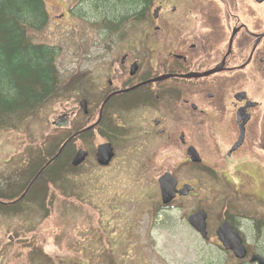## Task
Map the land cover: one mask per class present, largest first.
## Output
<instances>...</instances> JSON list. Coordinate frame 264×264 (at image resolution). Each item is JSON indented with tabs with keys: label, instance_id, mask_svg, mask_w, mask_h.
I'll return each mask as SVG.
<instances>
[{
	"label": "flooded vegetation",
	"instance_id": "flooded-vegetation-1",
	"mask_svg": "<svg viewBox=\"0 0 264 264\" xmlns=\"http://www.w3.org/2000/svg\"><path fill=\"white\" fill-rule=\"evenodd\" d=\"M129 3L131 12L116 16L115 29L124 19L138 26L128 32L106 27L131 39L125 46L123 39L117 46L106 42L99 78L91 73L75 93L76 109L57 115L55 154L42 168L53 159L56 182L84 168L106 183L125 175L137 191L152 183L160 212L190 200L187 221L203 208L195 199L206 177L229 200L252 202L229 207L212 227L207 215L206 238L189 225L204 242L222 247L216 230L228 222L246 250L243 258L226 250L231 262L264 264V0ZM79 152L84 158L74 163ZM165 173L177 190L185 184L191 190L163 203L159 179ZM113 183L107 193L117 196Z\"/></svg>",
	"mask_w": 264,
	"mask_h": 264
},
{
	"label": "rangeland",
	"instance_id": "rangeland-1",
	"mask_svg": "<svg viewBox=\"0 0 264 264\" xmlns=\"http://www.w3.org/2000/svg\"><path fill=\"white\" fill-rule=\"evenodd\" d=\"M44 1L49 21L30 39L59 48L55 65L60 85L69 87L37 111L13 115L0 127V264H233L229 252L204 242L189 225L190 200H177L168 212H160L154 185L137 191L125 175L106 180L115 182L117 196L107 193L108 183L99 172L82 168L67 175L66 183H54L49 194L38 190L20 206H3L25 190L38 146L44 136L54 138L57 115L76 109L75 93L91 73L99 78L106 42L117 46L123 39L125 46L131 39L107 31L138 26L124 19L123 27L115 29L116 16L131 12L129 0ZM110 24L113 28L107 30ZM201 184L203 193L195 200L203 204L211 227L229 207L252 202L229 200L206 177ZM260 250L264 254V246Z\"/></svg>",
	"mask_w": 264,
	"mask_h": 264
},
{
	"label": "trees",
	"instance_id": "trees-1",
	"mask_svg": "<svg viewBox=\"0 0 264 264\" xmlns=\"http://www.w3.org/2000/svg\"><path fill=\"white\" fill-rule=\"evenodd\" d=\"M48 21L44 0H0V127L11 121L13 115L37 111L62 88L55 65L59 48L30 39V34L45 27ZM48 137L44 136L29 165L32 174L27 186L33 174L55 154L54 139ZM53 161L41 169L23 201L30 200L38 190L49 194V188L59 178ZM22 200L3 206H20Z\"/></svg>",
	"mask_w": 264,
	"mask_h": 264
},
{
	"label": "water",
	"instance_id": "water-1",
	"mask_svg": "<svg viewBox=\"0 0 264 264\" xmlns=\"http://www.w3.org/2000/svg\"><path fill=\"white\" fill-rule=\"evenodd\" d=\"M84 153H77L74 163H79L84 158ZM99 162L101 161V147L98 148ZM161 187V197L163 203H168L171 201L175 195L183 194L184 190L188 191L190 185L185 184L181 190L176 189V180L170 173H165L159 179ZM206 211L202 208L190 215L188 218L189 224L196 229V231L201 235V237H207L206 231ZM218 239L221 242L222 247L225 250H233L234 254L238 258H243L246 255V250L241 243V239L238 233L233 229V227L226 221H224L216 230Z\"/></svg>",
	"mask_w": 264,
	"mask_h": 264
}]
</instances>
